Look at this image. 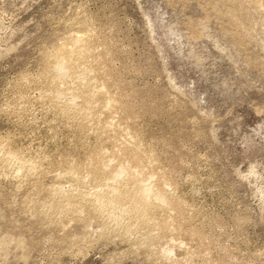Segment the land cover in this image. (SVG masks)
<instances>
[{"label":"rangeland","instance_id":"374dc122","mask_svg":"<svg viewBox=\"0 0 264 264\" xmlns=\"http://www.w3.org/2000/svg\"><path fill=\"white\" fill-rule=\"evenodd\" d=\"M0 264H264V0H0Z\"/></svg>","mask_w":264,"mask_h":264},{"label":"bare ground","instance_id":"6f19581e","mask_svg":"<svg viewBox=\"0 0 264 264\" xmlns=\"http://www.w3.org/2000/svg\"><path fill=\"white\" fill-rule=\"evenodd\" d=\"M67 54V53H66ZM65 54L63 60L60 61L59 65H58V70L60 72V74H64L66 73L67 71L69 72L70 68H71V64H70V60H71V57L70 56H67ZM71 54V53H70ZM67 72V74H68ZM61 77L64 75H60ZM86 78V77H85ZM84 87V86H83ZM77 96H73V99L72 100H75ZM127 172L126 170L123 171V173ZM128 173V172H127ZM118 178H116L115 180H117ZM157 186V185H156ZM117 189V188H116ZM115 189V190H116ZM118 190V189H117ZM152 191L153 189L152 188H143L140 189L139 191V195L138 197H136L135 199H133V203H130V205H126L124 204L125 203V200L121 199L119 201H113L112 199H110L111 197L109 196H104L102 197L99 202L101 203L102 207H113L116 209L117 211V214L118 215V218L121 219V217L125 214L126 215V212L128 210H130L131 208H134V209H138L137 211L140 210L141 208V203L142 201H149L150 198H151V194H152ZM136 193V192H135ZM154 193V192H153ZM132 194V193H131ZM132 196V195H131ZM154 196L153 200H155L156 202H158L159 204L162 203V204H165L167 202V199L165 197V195H160L158 193H154ZM118 200V199H117ZM135 207H131L132 205ZM151 206V205H150ZM112 209V208H110ZM104 211V210H103ZM141 211V210H140ZM129 212V211H128ZM135 213V212H134ZM139 213V212H138ZM146 213V212H145ZM113 214V213H112ZM142 214V213H141ZM140 216V215H139ZM145 217V216H144ZM140 218V217H139ZM118 220V219H117ZM138 221V220H137ZM142 228V227H141Z\"/></svg>","mask_w":264,"mask_h":264}]
</instances>
